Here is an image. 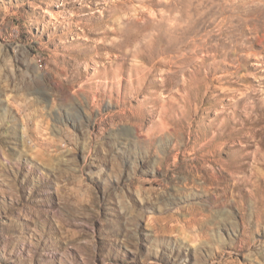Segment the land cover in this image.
I'll use <instances>...</instances> for the list:
<instances>
[{
    "label": "rangeland",
    "instance_id": "rangeland-1",
    "mask_svg": "<svg viewBox=\"0 0 264 264\" xmlns=\"http://www.w3.org/2000/svg\"><path fill=\"white\" fill-rule=\"evenodd\" d=\"M0 264H264V0H0Z\"/></svg>",
    "mask_w": 264,
    "mask_h": 264
},
{
    "label": "bare ground",
    "instance_id": "bare-ground-1",
    "mask_svg": "<svg viewBox=\"0 0 264 264\" xmlns=\"http://www.w3.org/2000/svg\"><path fill=\"white\" fill-rule=\"evenodd\" d=\"M87 67V65H85V68Z\"/></svg>",
    "mask_w": 264,
    "mask_h": 264
}]
</instances>
